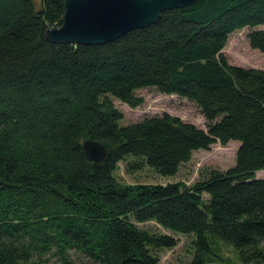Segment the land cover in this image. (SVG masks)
<instances>
[{
  "label": "trees",
  "instance_id": "obj_1",
  "mask_svg": "<svg viewBox=\"0 0 264 264\" xmlns=\"http://www.w3.org/2000/svg\"><path fill=\"white\" fill-rule=\"evenodd\" d=\"M38 3L0 0V264L46 253L70 264L71 250L96 264H158L173 234L191 237L186 264H232L213 254L216 239L262 262L264 69L233 65L223 49L249 27L250 47L264 52V0H197L97 45L47 41L64 4ZM147 87L194 102L206 128L167 112L120 125L113 100L135 108ZM86 139L106 147L101 161L85 156ZM231 140L235 164L191 184L114 176L119 162L173 176L194 151ZM149 221L169 233L138 225Z\"/></svg>",
  "mask_w": 264,
  "mask_h": 264
},
{
  "label": "rangeland",
  "instance_id": "obj_2",
  "mask_svg": "<svg viewBox=\"0 0 264 264\" xmlns=\"http://www.w3.org/2000/svg\"><path fill=\"white\" fill-rule=\"evenodd\" d=\"M39 6L38 0H34ZM259 29L264 30V24H260ZM251 28L246 27L232 32L228 36L226 46L223 53L228 61L233 65L243 67H255L264 69V52L259 49L251 48L247 39L248 32ZM137 95L144 98V102L131 108L118 100H113L115 106L123 112V118L120 125H126L135 121H139L146 116L161 115L164 112L176 115L185 121L195 123L201 128H206V120L200 112L196 104L184 97L176 94H163L154 88L147 87L135 91ZM239 146L238 140H231L226 145L219 142L213 143L209 149H199L192 153L191 159L182 164L178 172L173 176H164L155 171L150 166L143 169L130 172L125 169V162H119L114 172L116 179L123 184H165L167 182L181 181L185 184H191L199 175H202L211 168L226 170L235 164L236 151ZM256 177L264 179V169L256 172ZM139 226L150 227L159 230L161 233H169L168 231L157 226L153 221L139 223ZM177 244L173 248L158 250V264H186L192 258L193 249L191 247V237L181 234H173ZM216 245H212L211 249L214 255L228 258L232 264H247L243 262L232 245L225 243L223 240L216 239ZM226 244V245H225ZM228 245V247H227ZM70 264H96L89 257L75 250L70 251ZM226 261V260H225ZM224 261V262H225ZM254 262V261H253ZM34 264H62L61 260L51 253H46L40 258H35ZM220 264H225L222 261ZM258 264H264L258 262Z\"/></svg>",
  "mask_w": 264,
  "mask_h": 264
},
{
  "label": "water",
  "instance_id": "obj_3",
  "mask_svg": "<svg viewBox=\"0 0 264 264\" xmlns=\"http://www.w3.org/2000/svg\"><path fill=\"white\" fill-rule=\"evenodd\" d=\"M197 0H63L64 12L59 27L45 31L47 41L60 44L97 45L111 42L131 30L159 21L162 12L183 8ZM85 156L99 162L106 155L102 143L82 142Z\"/></svg>",
  "mask_w": 264,
  "mask_h": 264
},
{
  "label": "bare ground",
  "instance_id": "obj_4",
  "mask_svg": "<svg viewBox=\"0 0 264 264\" xmlns=\"http://www.w3.org/2000/svg\"><path fill=\"white\" fill-rule=\"evenodd\" d=\"M173 9V8H172ZM164 13V12H163ZM148 27V26H147ZM144 29V28H143ZM97 141V140H96ZM101 143V142H100ZM106 148V147H105ZM107 155V154H106Z\"/></svg>",
  "mask_w": 264,
  "mask_h": 264
}]
</instances>
